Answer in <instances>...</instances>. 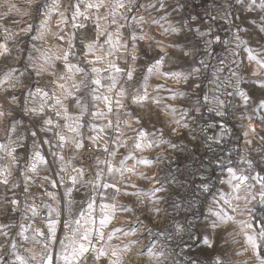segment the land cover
Returning a JSON list of instances; mask_svg holds the SVG:
<instances>
[{"label":"snow or ice","instance_id":"1","mask_svg":"<svg viewBox=\"0 0 264 264\" xmlns=\"http://www.w3.org/2000/svg\"><path fill=\"white\" fill-rule=\"evenodd\" d=\"M190 7L189 0H28L21 8L9 0L6 13L24 14L12 18L16 27L0 24V218H6L0 219V264H144L145 256L164 264L176 255L167 243L150 242L129 258L140 244L139 217L160 214L156 194L166 191L155 186L159 174L149 172L168 157L145 153L177 150L181 145L171 137L187 132L196 140L198 126L201 133L218 127L204 140L217 143L233 132L232 118L239 121L244 147L236 166L230 157L219 160L221 173L226 168L219 183L229 190L217 189L206 223L175 225L177 247L182 252L187 233L208 253L189 264H264V215H258L264 209L257 208L264 205V167L256 170L264 166V0H200L203 11L195 15ZM255 9L260 23L243 14ZM237 11L241 24L229 20ZM220 20L236 29L228 39L215 30ZM50 37L55 43L37 47L35 41ZM210 58L216 63L210 65ZM209 85L205 92L202 86ZM161 91L183 106L164 103ZM205 108L215 122L201 124ZM162 114L170 119L161 120ZM25 139L31 143H21ZM121 149L125 154L117 161ZM141 165L148 171H138ZM134 176L154 186L145 190ZM82 188L85 198L78 201ZM202 188L211 190L209 178ZM121 211L135 215L138 226L128 216L113 226ZM16 212L20 222H13ZM229 226L235 227L227 236L239 248L222 235ZM124 237L134 239L113 244Z\"/></svg>","mask_w":264,"mask_h":264},{"label":"rangeland","instance_id":"2","mask_svg":"<svg viewBox=\"0 0 264 264\" xmlns=\"http://www.w3.org/2000/svg\"><path fill=\"white\" fill-rule=\"evenodd\" d=\"M191 7L188 9V12L195 15L196 13H202V8L200 7V0H189ZM244 16H248L251 18H256L257 23H260L259 17L262 15L259 9L253 10L251 13H248L246 10L244 11ZM153 15H156L153 13ZM241 13L239 11L236 12L235 17L230 16L229 20H235V23L241 24L242 21L239 19ZM12 19H6V24H11ZM229 20H220L217 23L216 31H218L224 39H228L232 32L236 31L234 27L229 23ZM221 24H225L224 26H220ZM219 25V26H218ZM251 26V25H249ZM152 34L157 35L159 38L158 30L153 28ZM216 53L221 51L220 48L215 49ZM245 54L241 52V58L243 59ZM216 58H210L209 64H215ZM212 68L210 67L206 73V75L210 76ZM222 75H227V72L223 73ZM153 85L155 81L152 82ZM205 84L207 82L205 81ZM173 86V85H169ZM175 87H179L175 85ZM203 87V90L207 92L210 87L207 86ZM152 92V89H149ZM155 94V93H153ZM160 95L164 96L166 99L164 103H173L174 105L180 107L183 106V101H170L167 99L168 93L161 91ZM236 102H239V98L236 99ZM131 107H137L135 105H131L130 101L128 102ZM154 107V106H153ZM139 110V109H138ZM156 111L161 112V109H156ZM204 116L201 124L213 123L215 122L212 117H214L213 113H208L205 109H202ZM199 115V114H197ZM161 120L170 119L169 117L164 116L163 114L160 117ZM218 119V118H217ZM149 127V125H146ZM228 127L233 128V132L225 135L221 140L217 143H212L208 141V144L204 143L206 137L216 136L220 129L217 128H209L206 132H199V126L197 127L196 136L197 139L193 140L191 135H188L187 132L184 133L183 137H179L173 135L171 138L181 145L180 148L177 150H167L160 149L161 152L164 153L168 159L160 161L156 166L159 167L158 171L160 173V178L163 177L165 181L164 185H167L169 182H172L174 185L170 189L171 195H176L178 198L177 200L187 207L188 215L187 217L184 216L183 222L187 224L191 223L193 225H201L206 223V217H209V206L212 203V198L217 193V189L222 191H228V186L221 185L219 183L218 178H226V168L224 173H221L220 169L222 165L219 163V160H227L229 157L233 162V166H236L239 162L237 157L242 154V148L244 147L243 138L240 134V127L239 121L235 118H232L228 121ZM113 133L109 131V136H112ZM186 137V138H184ZM130 143V141H129ZM255 143V142H254ZM211 145V150L209 149L208 145ZM160 152L159 149L151 150L150 152H146L145 155H148L150 158H154L156 153ZM125 154V150L121 149L120 154L117 156V159H121L122 156ZM253 158L256 157L255 153H251ZM134 163V162H133ZM131 166V165H130ZM264 166H258L257 171H260V168ZM148 171V169L143 166V171ZM146 171V172H147ZM153 171V170H152ZM150 174V172H149ZM205 178L210 179V191L205 192L202 188V182ZM144 181L139 178V176H135L133 181ZM146 182V181H145ZM3 189H0L2 192ZM107 191V190H106ZM84 198L83 193L81 192L77 195V200H82ZM124 199L121 197L120 200ZM106 202V201H105ZM187 205V206H186ZM82 205L79 203L76 205V208L79 209ZM224 211L228 214H233L231 209L227 206H223ZM257 208L264 209V205H257ZM258 215H264V211L258 213ZM186 217V218H185ZM241 217H238V219ZM6 219V218H0ZM13 219V218H12ZM16 220L13 219V222ZM235 226H229L222 235L224 239L228 241V246L231 248H239V244H233L231 237L227 236L228 231H232ZM196 230L195 228L193 229ZM15 229L13 230V232ZM238 231V229H236ZM237 240L243 243L242 236H237ZM220 247H224V240L220 241ZM202 244H196L191 241V253L195 256L198 261L205 260L208 256V253L201 252L200 248H202ZM251 253H247L246 256H250ZM246 257H233L234 260L244 259Z\"/></svg>","mask_w":264,"mask_h":264},{"label":"built area","instance_id":"3","mask_svg":"<svg viewBox=\"0 0 264 264\" xmlns=\"http://www.w3.org/2000/svg\"><path fill=\"white\" fill-rule=\"evenodd\" d=\"M12 18H13L12 16L7 17V19H12ZM16 18L18 19V17H16ZM55 19L56 18H54L53 23H52L53 28H55ZM36 23L38 24V21ZM3 24H6L5 20H4ZM6 25L10 28H13L12 24L8 23ZM2 39H3V36H2V34H0V40H2ZM51 41H54V38L50 37L48 39L47 43H44L41 41H35V43H36L37 47H41V46L47 47ZM29 47H31V45H29ZM32 54L34 56L39 55V53H36V52H33ZM13 55H15V51L13 52ZM24 127L26 128L27 124ZM20 134H24L25 136L27 135L24 132V128H21ZM21 143L30 144L31 141H30V139H25V140H22ZM46 147L47 146H45V148ZM159 151L161 152L160 149H159ZM20 155L23 157L24 153L21 152ZM116 160L118 161L117 158H116ZM158 169H159V167L154 168L153 171L150 172V175L159 174V176H160ZM138 171H143V165L138 166ZM134 177H132V179ZM135 182L140 187L144 188L145 190L154 186L152 184H149L148 181L138 182L136 180ZM164 184H165V181L163 180V177H162V178H160L159 184L155 185L157 187L162 185L166 189V191L158 192L156 194L158 197L162 198L159 205H158L159 208L161 209V212L158 215L154 214V213L151 214V218H147L148 217L147 213L144 215H141L139 217L141 220L144 221L143 226H140V233H139L140 244L135 246L134 251H133V253H131L129 255V258H131V256L135 255V250H138L140 247H142L143 245H147L150 242L156 243L157 247H160L161 245L167 243L171 246L172 249L175 250L176 255H175V257H173L171 255L167 256L165 261H164V264H172L173 259L180 261V264H189V261L197 260L195 258V256L191 253V241L188 240L187 233H184L183 239L186 241V243L183 245V249L181 252V249L177 247V243L180 240V236L175 234V225L176 224H180V225L185 226V227L188 226L187 222L186 223L183 222L184 216L187 217V215H188L187 207H185L184 204H182L181 202H179L177 200L178 197L176 195L170 194V189L174 184L172 182H169L167 185H164ZM61 191H62V188H61ZM84 191H85V189L82 188L81 192L84 193ZM104 191H106V190H104ZM8 195L11 196V193L9 192ZM93 195H95V194H93ZM21 199H23V197H21ZM41 199H42L41 197H38L36 202L40 203ZM97 199L99 202H105L102 196L98 197ZM121 202L122 203L128 202L130 204V200H128L127 198L122 199ZM146 203H147V207L151 208V203L147 202V201H146ZM84 206L86 207V205H84ZM130 206H134V205L130 204ZM134 207H136L137 210L139 209L138 205H135ZM97 211H98V209H97ZM45 213H46V209L41 208V215L43 216ZM118 215L121 217V219L114 221L113 226H117V225L123 223L122 218L125 216H128L131 219L133 226H138V225H136V216L135 215L129 214V213H126L123 211L119 212ZM12 218L14 220H16L15 222H20L21 213L20 212L13 213ZM24 222L27 223L28 221H24ZM36 222H37V224L40 223L39 218L37 219ZM145 228L152 229L153 235H148L147 232L145 231ZM110 230H111V227L107 231H110ZM161 233H173V237L170 240H166V236L161 235ZM117 235L120 236L121 234L118 233ZM58 236H61V238H62L61 233H58ZM129 239H134V237H124L122 241L121 240H114L113 244H120L122 242H127V240H129ZM26 247H31V245H26ZM19 251L21 252V254H24L23 248H20ZM57 251H58V248H57ZM141 259L144 261V264H153V261H150L148 259V257H146V256L142 257Z\"/></svg>","mask_w":264,"mask_h":264},{"label":"clouds","instance_id":"4","mask_svg":"<svg viewBox=\"0 0 264 264\" xmlns=\"http://www.w3.org/2000/svg\"><path fill=\"white\" fill-rule=\"evenodd\" d=\"M9 0H0V24H3L4 22V16L8 15V16H12V17H22L23 16V12H16L15 10H13L10 14L6 13L5 8L6 5L8 4ZM12 3H14L15 5H17L18 7L23 8L24 5H26L28 3V0H11ZM13 25V24H12ZM13 27H16V25H13ZM0 71H2V69H0Z\"/></svg>","mask_w":264,"mask_h":264},{"label":"crops","instance_id":"5","mask_svg":"<svg viewBox=\"0 0 264 264\" xmlns=\"http://www.w3.org/2000/svg\"><path fill=\"white\" fill-rule=\"evenodd\" d=\"M52 29H53V31H55V28L52 27ZM52 43H55V40L50 42V44H52Z\"/></svg>","mask_w":264,"mask_h":264},{"label":"trees","instance_id":"6","mask_svg":"<svg viewBox=\"0 0 264 264\" xmlns=\"http://www.w3.org/2000/svg\"><path fill=\"white\" fill-rule=\"evenodd\" d=\"M219 24V23H218ZM225 24H221L220 26H224ZM219 26V25H218Z\"/></svg>","mask_w":264,"mask_h":264}]
</instances>
